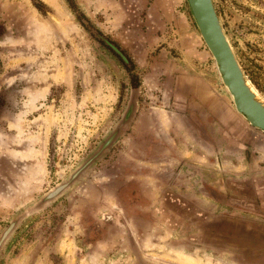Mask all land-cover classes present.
Segmentation results:
<instances>
[{
    "label": "rangeland",
    "instance_id": "rangeland-1",
    "mask_svg": "<svg viewBox=\"0 0 264 264\" xmlns=\"http://www.w3.org/2000/svg\"><path fill=\"white\" fill-rule=\"evenodd\" d=\"M72 1L83 18L66 0H0V233L23 215L0 264H264V134L235 112L185 0ZM212 4L264 99V0ZM87 27L131 61L135 111L29 212L114 129L133 88Z\"/></svg>",
    "mask_w": 264,
    "mask_h": 264
},
{
    "label": "water",
    "instance_id": "water-1",
    "mask_svg": "<svg viewBox=\"0 0 264 264\" xmlns=\"http://www.w3.org/2000/svg\"><path fill=\"white\" fill-rule=\"evenodd\" d=\"M199 38L211 57L216 76L229 96L233 108L247 124L264 134V99L259 95L240 68L232 47L221 27L212 0H185ZM87 26L85 22H82ZM88 28V27H87ZM93 37L107 46L119 56L124 65L128 66L125 57L105 38L88 28ZM256 91V92H255ZM137 88H131L129 100L119 122L114 129L97 145L96 149L68 176L66 180L54 186L40 197L29 212L40 209L52 202L74 183L86 170L97 162L105 152L122 135L124 128L130 123L135 111ZM23 215L12 219L0 233V249L16 228Z\"/></svg>",
    "mask_w": 264,
    "mask_h": 264
},
{
    "label": "trees",
    "instance_id": "trees-1",
    "mask_svg": "<svg viewBox=\"0 0 264 264\" xmlns=\"http://www.w3.org/2000/svg\"><path fill=\"white\" fill-rule=\"evenodd\" d=\"M67 1V4H68V6L70 7V9L74 12V13H76V15H77V10H76V6L74 5V3H73V1L72 0H66ZM36 8H37V6H35ZM79 14V13H78ZM78 17H79V19H80V17H82L83 18V16L81 15V14H79V15H77ZM110 41V40H109ZM99 42V44L101 45V46H103L104 48H106L107 50H109L110 51V49L107 47V46H104L103 45V43L102 42H100V41H98ZM111 43H113L116 47H118L117 46V44H115L114 42H112V41H110ZM111 52V51H110ZM112 53V52H111ZM121 54L122 55H124V57H125V59H126V61L129 63V67H126V66H124V68L126 69V71L129 73V77H130V85H131V87H137L138 86V81H137V78H136V76L134 75V74H132V68H133V65H132V63H131V61L128 59V57L125 55V53L122 51L121 52ZM116 57H117V59L118 60H120L121 61V59H120V57L119 56H117L116 55ZM122 62V61H121ZM123 63V62H122ZM248 79L250 80V82L252 83V84H254V86L256 87V88H258L257 87V85L255 84V82H254V80L251 78V77H248Z\"/></svg>",
    "mask_w": 264,
    "mask_h": 264
},
{
    "label": "bare ground",
    "instance_id": "bare-ground-1",
    "mask_svg": "<svg viewBox=\"0 0 264 264\" xmlns=\"http://www.w3.org/2000/svg\"><path fill=\"white\" fill-rule=\"evenodd\" d=\"M256 92V91H255Z\"/></svg>",
    "mask_w": 264,
    "mask_h": 264
}]
</instances>
